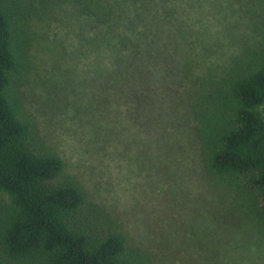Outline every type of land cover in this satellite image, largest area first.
I'll use <instances>...</instances> for the list:
<instances>
[{
    "label": "rangeland",
    "instance_id": "1",
    "mask_svg": "<svg viewBox=\"0 0 264 264\" xmlns=\"http://www.w3.org/2000/svg\"><path fill=\"white\" fill-rule=\"evenodd\" d=\"M50 1L10 97L99 222L153 264H264V235L237 226L205 170L193 103L241 49L259 1L98 0L100 18L92 0ZM118 34L140 40L142 60L117 58Z\"/></svg>",
    "mask_w": 264,
    "mask_h": 264
},
{
    "label": "trees",
    "instance_id": "2",
    "mask_svg": "<svg viewBox=\"0 0 264 264\" xmlns=\"http://www.w3.org/2000/svg\"><path fill=\"white\" fill-rule=\"evenodd\" d=\"M256 1L241 49L224 74L194 91L193 103L204 167L214 186L228 192L226 210L237 226L264 235V0ZM99 2L92 0L89 11L97 18ZM50 3L0 0L1 257L9 264H153L99 222L86 189L10 97L27 71L35 14L45 18ZM115 40L117 58L128 48V63L142 60L140 40L123 34Z\"/></svg>",
    "mask_w": 264,
    "mask_h": 264
}]
</instances>
